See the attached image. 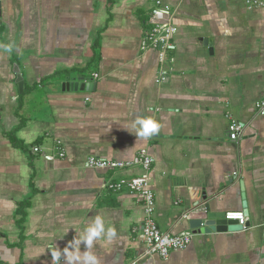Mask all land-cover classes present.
<instances>
[{
  "label": "crops",
  "instance_id": "obj_1",
  "mask_svg": "<svg viewBox=\"0 0 264 264\" xmlns=\"http://www.w3.org/2000/svg\"><path fill=\"white\" fill-rule=\"evenodd\" d=\"M161 1L176 29L173 61L164 63L144 48L157 0H0V44L14 45L0 49V264H53L51 250L97 215L117 232L94 242L100 264L142 256V199L105 187L141 169L85 167L90 156L129 160L141 149L155 159L163 232L193 231V214H184L212 196L220 211L247 210L249 222L236 232H194L186 249L144 260L264 264V116L255 110L264 99V7ZM72 76L96 88L68 89ZM230 114L246 126L238 142L229 138ZM136 116L155 117L159 134L145 140L128 131Z\"/></svg>",
  "mask_w": 264,
  "mask_h": 264
},
{
  "label": "built area",
  "instance_id": "obj_2",
  "mask_svg": "<svg viewBox=\"0 0 264 264\" xmlns=\"http://www.w3.org/2000/svg\"><path fill=\"white\" fill-rule=\"evenodd\" d=\"M246 4L252 7H264V0H245ZM151 26L144 38V48L157 49L160 53V60L173 61L170 51L173 50V37L175 34V24L173 21L172 9L163 4L161 0H157L155 7L150 13ZM169 72L163 71L158 82H164ZM98 77V75H95ZM255 110L257 115L264 116V99L256 102ZM230 120L229 138L238 142L244 135L246 126L238 121L231 114L228 115ZM59 156L64 157L65 152L61 142H57ZM39 147L34 148V152H39ZM92 162L90 168H98L104 170H126L130 168H140L141 172L134 177H121L116 180H109L105 187L109 192L119 193L128 190L138 195L144 204L145 220L139 228L141 237L145 244V251L142 256L130 261L128 264H152L144 260L146 257L158 256L166 260L174 251L186 249L194 238L193 231H187L183 234H169L163 232L155 218L156 198L151 187V172L154 164V157L148 153L146 149H141L132 159L129 160H110L99 156H90L87 160ZM226 218L229 220H237L239 225L245 226L246 216L244 212H228Z\"/></svg>",
  "mask_w": 264,
  "mask_h": 264
},
{
  "label": "clouds",
  "instance_id": "obj_3",
  "mask_svg": "<svg viewBox=\"0 0 264 264\" xmlns=\"http://www.w3.org/2000/svg\"><path fill=\"white\" fill-rule=\"evenodd\" d=\"M14 45L12 43L0 44V49L11 53ZM128 131L134 133L140 139H150L159 134L161 123L153 116H136L130 125L124 126ZM92 162L88 161L85 167H91ZM77 232V231H76ZM117 235L114 227H105L104 218L100 215L95 216L89 224H87L82 232L77 235L61 250L59 247L49 245L53 264H100L99 258L91 251L94 242L102 236L112 239ZM83 244L84 249H81Z\"/></svg>",
  "mask_w": 264,
  "mask_h": 264
},
{
  "label": "water",
  "instance_id": "obj_4",
  "mask_svg": "<svg viewBox=\"0 0 264 264\" xmlns=\"http://www.w3.org/2000/svg\"><path fill=\"white\" fill-rule=\"evenodd\" d=\"M15 72L17 73V83L20 87V92H23L24 80L23 76L19 71V67L15 66ZM77 76H72L69 82L64 83L68 89L74 90H91L96 88L95 82H85L80 83L77 81ZM79 80V79H78ZM221 199L218 196H212L205 198L202 202H197L194 204V207L188 210L184 215L188 217V214H193V217L189 219V226L193 232H236L241 231L245 227L249 226L248 220L246 221L245 226L239 225L237 220H229L226 218V212L219 210V204ZM245 209L247 208V203L244 202ZM245 215H247V210H245Z\"/></svg>",
  "mask_w": 264,
  "mask_h": 264
}]
</instances>
